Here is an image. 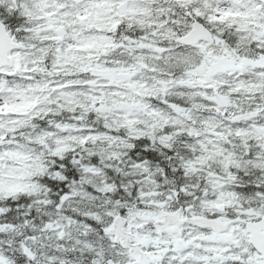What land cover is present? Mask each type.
I'll use <instances>...</instances> for the list:
<instances>
[{
  "label": "rangeland",
  "instance_id": "rangeland-1",
  "mask_svg": "<svg viewBox=\"0 0 264 264\" xmlns=\"http://www.w3.org/2000/svg\"><path fill=\"white\" fill-rule=\"evenodd\" d=\"M11 1L14 7L18 6L16 0ZM34 1L37 9L45 10L46 6L53 5V0ZM187 11L192 18L189 27L198 17L204 18L208 25L212 23L211 29L218 31L219 40L195 46L192 51L198 52L197 58L204 57V60L181 78L163 66L166 52L172 47L177 48V44L170 47L155 41L164 34L153 35L146 38L147 43H139L142 47V44L151 46L149 41L153 42L151 56L155 61L142 58L135 75L127 79L117 74L105 75L104 71L110 70L106 67L101 71L94 70L88 77H71L58 82L36 79L29 72L21 71L23 67L19 65L6 69V72H23V80L7 82L0 74V141H14L12 145L0 146V195H10L21 189L39 192L42 187L36 177L50 167L54 162L53 156H61L66 150H74L78 154L76 164L72 162L73 167L79 168L78 179L70 185L68 196L61 198L62 203L52 209L50 220L39 228L37 234L43 238H32L26 243L41 264L76 262L90 255L96 247L107 244L105 240L108 239L104 251L118 257L114 259L118 264H129L128 252L117 250L110 244L114 243V238L108 232L111 223L106 220L122 210L134 222L131 225H145L140 230L143 241L173 237L174 240L193 241L192 249L186 251L181 248L170 254L167 264H215L219 255L230 258L229 254L217 252L212 237L197 227L172 225L156 229L147 225L152 226L166 214L175 212L179 202L187 205L194 215L206 209L238 206L235 201L242 202L243 197L236 194L233 187V166L260 169L264 181V101L260 103L254 97L256 93L262 92V96L264 92V58L248 62L250 54L243 53L249 49L252 38L258 40L264 36V0H218L216 3L200 0ZM45 14L50 15L51 12ZM226 21L237 27L234 31L237 37L232 39V45L223 37ZM163 46L166 52L160 54L157 48ZM34 56V59L39 58L38 53ZM228 73L231 79L226 76ZM181 86L190 88L184 93L188 96L189 107L177 108L159 98L171 89L177 92ZM240 89L247 92L246 97L233 96ZM215 91L228 96L231 105L220 109L215 102ZM84 96L88 98L82 101ZM73 103H78L81 108L72 106ZM65 105L74 108L73 120L56 118ZM245 106L247 111H243ZM91 109L104 117L103 127L109 124L112 128L127 127V137L88 124L86 112ZM40 111L53 113L47 118L48 127L31 123L33 116ZM158 124H179V130L187 133V146L197 153L195 158L181 164L185 169L188 167L186 171L189 174L197 176L207 164L215 161L221 162V171L208 175L203 191L193 192L190 187L183 186L177 203L175 193L164 198L156 191L159 169H152L149 162L137 163L130 165L127 171L128 175L136 173V180L140 181L137 194L132 197L134 201L118 200L114 198L116 194L110 196L115 187L107 182L104 174L105 168L114 166L109 159L119 161L127 152L125 147L129 143L124 140L131 141L140 135L137 126L143 127L147 134L148 129ZM248 139L252 142L247 143ZM241 144L246 149H242ZM94 152L104 156L98 157L97 164H90ZM60 166L58 163L57 167ZM256 198L264 199V193L257 194ZM94 207L99 211H93ZM262 209L264 211V207ZM89 219L101 223L93 225ZM46 225H51V229L46 230ZM95 230L98 235H95ZM247 243L243 240L241 247L248 248ZM26 252L31 254V251ZM236 257L240 258V255ZM1 259L15 264V258L0 249Z\"/></svg>",
  "mask_w": 264,
  "mask_h": 264
},
{
  "label": "flooded vegetation",
  "instance_id": "flooded-vegetation-1",
  "mask_svg": "<svg viewBox=\"0 0 264 264\" xmlns=\"http://www.w3.org/2000/svg\"><path fill=\"white\" fill-rule=\"evenodd\" d=\"M207 1L208 3H216L218 0ZM10 2V0H0V8H2L3 3L5 4L4 15H8L7 17L12 14L10 7H6L11 5ZM172 2V0H53L51 7L46 6L51 15H45L44 12L36 14L35 19H50L51 21H46L44 27L38 29V35L34 40L45 41L46 26L51 23L57 28L58 34L54 37L52 48L40 56L36 64L50 65L53 68L52 77L54 79L74 75L68 69H84V73L90 74L93 72L89 69L101 71L104 67L109 66L115 69H124V66L134 69L140 65L141 49L139 43L141 42V33L139 31L149 32L150 35L168 34L171 28L165 27V20L171 14ZM21 3L24 4L25 2L21 0ZM23 17L26 18L27 16L23 15ZM146 23L150 26L141 29L140 25ZM217 40H219L218 31ZM143 43H147L145 37H143ZM149 44L151 46L142 44L144 46L142 51H150L153 42L149 41ZM32 47L23 45L22 49L14 54V56L17 53L22 54L21 56L25 58L20 61L21 65L34 64L35 52L30 49ZM144 58L150 60V55L144 54ZM60 67L64 69L60 71ZM128 73L129 71L122 72L124 78L128 77ZM124 142L134 145L157 143L155 138L151 140L139 138ZM257 203L255 201L253 205L243 201L242 204H238L240 207L237 206V208L206 209L203 212H198L199 216L215 218L218 229L204 227L200 222H186L178 226L187 227L191 225V228L197 227L203 230L212 237L217 252L230 255V258L219 255L215 264H264L261 254L250 244L247 230L248 224L261 222L264 213L262 207L264 206L261 201L259 204ZM189 213V209L184 205L183 216H189ZM116 215H122L126 219V227L129 223H134L124 210ZM108 223H111V220ZM147 227L152 226L148 224ZM246 236L248 239H245ZM243 240L248 241V248L241 247ZM177 242L182 244L178 245ZM192 242V240L181 238L174 240V237L165 240L145 241V250L154 253L155 256L164 251L165 259L156 264H166L173 252L181 248H185L186 251L192 249ZM236 255H240V258H237ZM118 263L110 257L105 264Z\"/></svg>",
  "mask_w": 264,
  "mask_h": 264
},
{
  "label": "trees",
  "instance_id": "trees-1",
  "mask_svg": "<svg viewBox=\"0 0 264 264\" xmlns=\"http://www.w3.org/2000/svg\"><path fill=\"white\" fill-rule=\"evenodd\" d=\"M191 8L192 6L188 5L173 4V16L171 22L173 25H175L176 21L179 20L180 26H178L177 28L181 32L183 31L185 26H188L190 20L192 19L189 18V12L186 10L189 9L190 11ZM3 11H0V17H2ZM28 15L33 16L30 13H28ZM5 18L3 19L8 24L9 29L15 30L19 35L21 33L25 34V32H27L30 28H35V26L32 25L30 21L23 19V17L19 16L16 13L12 14L7 19ZM201 20L205 22L204 18ZM226 23H228V21H226ZM211 24L212 23H209L208 26H210ZM19 26H21L20 30L17 29L19 28ZM149 26L150 25L146 23L144 25H140V28L146 29ZM226 27L227 28L223 33V37L226 38L232 45V39L237 37V33L234 32L235 30H237V27L234 24H232L231 26L226 25ZM139 32L141 33L140 39H142L143 36L146 38L150 36L149 32ZM169 41L170 40L166 41V43H168ZM38 46H40V43ZM177 50H171L168 57L165 60H162V62L163 66L166 69H169L172 74H174L178 78H181L183 75L189 72L192 67H198V64L201 62V58H197L198 52L196 51H188L180 48H178ZM243 53L250 54V59H248L250 60L249 62L261 57L260 53L264 54L261 49L257 48V46L254 45L253 41L251 43V49L249 53L247 51H243ZM23 70L28 71L35 78L41 74V68L37 67H25ZM75 72L76 73L74 74H81V76L84 77L89 75V73H84L83 70L82 72L75 70ZM104 73L105 75L110 76L117 74L115 70H105ZM1 74L4 76L3 79L7 82H14L18 79L23 80V74H20L19 72H17L16 74ZM188 90H190L189 87L181 86L179 87V90L177 92L171 89L169 90L170 92L162 93L163 95L159 98L164 99L167 103H170L174 107L186 108L190 106L187 99L188 96L184 94ZM260 93L262 92L256 93L254 97L256 101L262 103L264 101V92L262 96ZM242 95L246 97L243 92ZM87 98L88 97L84 96L82 101L86 100ZM72 106H77L79 109L81 108L78 103H73ZM247 110L248 108L245 106L243 108V111ZM73 111L74 108L72 109L71 107L68 108V110L64 109L60 114H58L56 118L65 121L73 120ZM89 113L90 118L87 122L96 124L101 128H105L101 124L102 121H104V117L102 115L97 114L93 109H91ZM52 115V112L47 114L45 111H42L33 116L31 123L36 124L37 126L48 127L49 123L47 124V118ZM109 125L106 126V130L108 132L116 134L120 133L124 134L123 136H126V132H128L126 127L112 128L109 127ZM176 127V124H169L160 131L157 130V128L155 130L156 139H158V136L162 135L163 138L166 137L171 142L168 145L162 144L158 140L156 144L154 142L139 145L132 144L131 147L126 149L128 153L125 152L124 155H122L121 160L117 161L116 158L109 159V161H111L114 166L105 168L104 174L106 176L105 179H107V182L114 184L115 186V192L113 193V195L116 194V196L114 198L129 201L130 198L135 196L136 188L140 184L135 180V178L130 177V175L126 174L125 172L127 166L137 161L149 162L154 169L158 167L162 169L158 177L159 182H157L156 185L158 187L157 192L162 190L163 192L161 194L164 193V196L171 195L173 193V187L180 188L183 185L189 186L193 192L200 191V187L203 185L205 177L190 175L181 167L182 162L192 159L191 157H195L197 155L194 154L191 149L187 148L184 145L186 139L179 135V132L182 131H178ZM125 130L127 131L125 132ZM142 139L151 140L150 138ZM250 142H252V140L248 139L247 143ZM241 148L245 149V146H241ZM100 155L104 156V154H100L99 152L92 153L91 161L89 162L91 164H97L98 157ZM73 157L74 152L72 150H66L62 153L61 156L52 157L54 162L51 163L49 172H46L37 178L40 180L39 183L44 186L39 192L35 193L28 190H19L16 193H11L10 195H0V249L4 250L6 248L8 250L7 254L12 253L15 250L19 251L21 248L20 242L22 240L35 237L37 231L40 228V225L51 218L52 209H55V207L61 203V198L65 197L67 185L64 180H66L67 178H78L77 171L79 168L73 167V163L70 162L71 158ZM77 157L78 154L77 152H75V158ZM58 163L62 165V168L58 172V174H62V178L60 179L59 175L55 174L58 168ZM210 165L208 164L205 167V172L207 174L219 172L221 170L220 167L216 166L215 162L210 163ZM66 168H69L70 171ZM232 170V172L235 174L236 182H238L239 184V188L245 193H250L253 195L257 190L262 189L264 191V181H262V178L260 176V169L249 166L247 168L237 167L233 168ZM52 173H54L55 175H52ZM132 184H134L136 188L131 189ZM7 226H13V232H6L5 228ZM27 260L28 259L26 257H20L16 262L17 264H27Z\"/></svg>",
  "mask_w": 264,
  "mask_h": 264
},
{
  "label": "water",
  "instance_id": "water-1",
  "mask_svg": "<svg viewBox=\"0 0 264 264\" xmlns=\"http://www.w3.org/2000/svg\"><path fill=\"white\" fill-rule=\"evenodd\" d=\"M200 40H205L213 42V33L200 21H195L192 25L191 31L182 39V42L186 45H192L198 43ZM19 44L10 36L7 32L6 25L0 19V68L4 66H11L13 64V58L9 53L17 48ZM216 101L221 107L225 106V97L221 94L216 93ZM5 144V142H0V146ZM182 208H180L176 213L166 215L165 218L155 225L165 227L168 224L177 222L182 223L183 221L179 219ZM195 220L204 222L206 226L214 227L213 219L209 218H196ZM262 223L257 224L255 227L249 228L251 231V242L255 248L262 252L264 256V216L262 217ZM125 223L124 219L117 217L111 228V233L115 234L116 242L121 244L124 248H128L131 256L136 258L132 264H150L153 262V258L150 257L149 253H144L142 248L144 246L143 242L133 243L137 238V234L127 232L123 229ZM137 229V227H134ZM141 228V227H140ZM29 250V249H28ZM161 260V258H158ZM0 264H7L3 260Z\"/></svg>",
  "mask_w": 264,
  "mask_h": 264
},
{
  "label": "bare ground",
  "instance_id": "bare-ground-1",
  "mask_svg": "<svg viewBox=\"0 0 264 264\" xmlns=\"http://www.w3.org/2000/svg\"><path fill=\"white\" fill-rule=\"evenodd\" d=\"M127 153H128V151H127ZM121 159H122V157H121ZM121 159H120V160H121ZM137 163H141V164H142L143 162H138V161H137V162H135V163H133V164H131V165H134V164H137ZM181 164H182V163H181ZM129 166H130V165H129ZM129 166H127V169H126V172H125L126 174H127V171L129 170ZM151 167H152V166H151ZM181 167H182V166H181ZM152 169H154V168L152 167ZM156 169H157V168H156ZM158 169H159V174H158V176L156 177V183L159 182V181H158V177H159V175H160V173H161V171H162V169H160L159 167H158ZM182 169L185 170L184 167H182ZM130 177L135 178V180L137 179V175H136V173H134L133 175H130ZM136 181H137V180H136ZM137 182H139V184H140V181H137ZM110 184H111V183H110ZM133 185H134V184L131 185V189L136 188L135 185H134L135 187H132ZM113 186H114V184H113ZM138 186H139V185H138ZM183 186H185V185H183ZM183 186H182V187H183ZM114 187H115V186H114ZM182 187H180V188H176L177 190H175V192L173 191V193H178ZM155 188H156V190L158 189L157 185L155 186ZM174 188H175V187H173L172 189H174ZM161 191H162V190H160V192H161ZM135 192H136V194H137V188H136V191H135ZM162 192H163V191H162ZM111 193H112V192H111ZM111 193H109V195H110V196H111V195L113 196V194H111ZM173 193H172V194H173ZM136 194H135V195H136ZM163 194H164V193H163ZM117 199H118V200H123V199H119V198H117ZM123 201L125 202V200H123ZM262 222H263V221H261V222H259V223H262ZM259 223H256V225L259 224ZM263 232H264V230H263ZM27 261H28V260H27ZM27 263H28V262H27ZM15 264H17L16 261H15ZM122 264H123V263H122Z\"/></svg>",
  "mask_w": 264,
  "mask_h": 264
}]
</instances>
